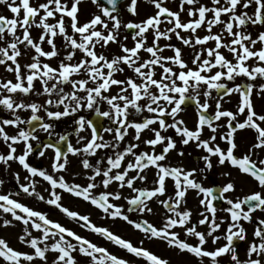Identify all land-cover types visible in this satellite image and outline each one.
<instances>
[{
  "label": "snow or ice",
  "instance_id": "6c2138e0",
  "mask_svg": "<svg viewBox=\"0 0 264 264\" xmlns=\"http://www.w3.org/2000/svg\"><path fill=\"white\" fill-rule=\"evenodd\" d=\"M149 2L153 14L125 21L120 0H92L98 14L81 23V0H0L12 14H0V66L14 76L0 78V108L11 114V118L0 119V142L7 149L0 152V164L10 167V162H18L28 173L27 183H19L23 193L54 206L147 264L173 262L143 247V240L137 246L108 227L98 226L89 215L65 206L63 194L89 202L105 218L122 219L146 239L160 240L178 256L195 258L196 264H221L222 257L229 258L227 264H264V218L254 221L257 210L264 212V158L260 155L264 152V112H258L253 103L254 92L264 97V31L259 30L264 28V0H210V4L180 0L179 10L168 7L167 0ZM126 10L138 16V0H129ZM217 27L220 30L214 32ZM250 28L257 29L255 36ZM34 29L39 30L36 37ZM201 29L206 34L200 35ZM122 30L130 34L132 46L125 43L129 36L122 35ZM113 45L119 53L111 50ZM184 47L192 50L191 64L184 58ZM21 58L29 62L22 63ZM238 78L244 82L237 83ZM258 79L262 82L257 85ZM233 94L239 97L235 111L223 107L225 98ZM192 102L196 119L190 128L181 113ZM102 104L106 110H101ZM22 112L29 113L27 119ZM82 112L106 118L109 124L104 126ZM70 116L75 117L73 131L57 133L54 122ZM245 129L254 131L255 142L241 155L236 133ZM38 132L46 133L49 142L40 141ZM104 133L111 139L106 140ZM72 135L79 146L71 143ZM32 141L41 149H35ZM61 142H66V150ZM20 144L23 150L18 154ZM190 144L204 153L203 168L167 162L172 152L183 157L184 147ZM48 150L53 153L50 171L29 163L34 151L43 157ZM100 152L104 154L98 156ZM69 154L80 157L86 183L70 182L63 174ZM214 157L216 166L237 168L262 191L232 199L226 195L236 190L231 181L218 191L216 185L205 187L196 174L211 171ZM37 177L49 186L47 198L37 190ZM15 179L20 181L19 172ZM98 188L102 190L97 193ZM190 190L199 198L195 222L187 206ZM121 199L127 202L126 210L115 203ZM218 200L228 205L221 209L227 215L220 218ZM154 202L163 210L159 224L144 218L156 214ZM0 212V226L23 225L18 240L31 249L19 250L0 237L3 264H34L37 260L41 264H81V258H86V264H130L47 212L22 203L11 191L0 193ZM132 213L136 218H130ZM243 222L254 223V230L241 259L237 242L248 239ZM202 226L206 231L199 230ZM221 240L225 241L222 245ZM209 241L212 248L207 247Z\"/></svg>",
  "mask_w": 264,
  "mask_h": 264
},
{
  "label": "rangeland",
  "instance_id": "374dc122",
  "mask_svg": "<svg viewBox=\"0 0 264 264\" xmlns=\"http://www.w3.org/2000/svg\"><path fill=\"white\" fill-rule=\"evenodd\" d=\"M34 2H37V0H34ZM39 2H43V0H39ZM144 1L143 0H138V11L139 15L138 16H131V17H124L123 19L125 21L128 20H135L139 21L148 14H145V8H144ZM80 10L82 11V18L83 22H86L89 20L94 14H98V8L95 4L92 3V1H82L80 4ZM122 35H128L129 39L125 41L129 46H132V41H131V36L127 34V32H124L122 30ZM173 42L177 44V41L175 37H173ZM58 41V47L61 48V51L63 52V44L60 40V38H57ZM149 42H151V37H149ZM161 43H166V41H161ZM44 47L47 49V45L45 44ZM113 51L116 53H119V48L116 45L112 46ZM226 51V50H225ZM169 53H171L169 51ZM167 51L165 52L166 55H170ZM146 55V54H143ZM226 56L231 57L229 53L226 51ZM191 57V55H190ZM232 58V57H231ZM21 62L25 63L27 62L25 59L21 58ZM52 63L55 65L56 61L53 60ZM0 78H5V79H14V76L11 73L6 72L5 68L3 66H0ZM117 78H123L122 76L118 75ZM37 87H39V84H37ZM115 92V89H113V93ZM237 95L233 94L231 96V102H232V107L236 108L237 102L239 99L236 97ZM32 99H37V97L33 96ZM107 105L102 104L101 105V110H106ZM80 114L86 115L87 117H91L93 113L91 112H82ZM43 115V113H41ZM21 116L25 119L28 118L29 113L27 112H22ZM2 118H11V114L8 113L7 111H4L2 108H0V119ZM65 122L73 124L72 117H65L62 118L60 121H55V131L57 133L64 134L66 130L68 129V125H65ZM9 133H14V129L8 128L7 129ZM84 135H88V133H83ZM38 136L40 138V141L44 137H48L46 133L44 132H39ZM57 138V137H54ZM33 145L39 144L37 141H32ZM18 149V154L22 152L23 150V144L17 145ZM7 149L3 145L2 142H0V152H6ZM159 151V148L157 149ZM53 153L51 150H48L45 154V156L40 157L38 154L32 153L29 157V163L32 164L35 167L38 168H44L48 169L49 171L51 170V164H52V157ZM69 159V166L67 171L73 170V171H84L81 168V165H79L75 159L73 158H68ZM130 159V157H129ZM19 172L20 174V181L17 182L15 179V173ZM28 173L23 167L15 161L10 162V167L0 164V179L4 180V184L0 185V193H7L9 191L13 192L14 198L20 200L22 203L27 204L28 206H31L35 209L42 210L48 213L49 217L61 222L63 225L67 227H73L74 226V221L70 220L67 216H65L59 209L55 208L54 206H50L45 204L43 201H39L35 197H30L27 194L23 193L21 189H19V183H27V181L24 179L25 176H27ZM154 173L152 172V179H153ZM37 190L41 192L45 197L47 198L48 195V184L47 182L43 181L41 178L37 177ZM114 187V186H113ZM102 189H97V193L101 191ZM19 192V196H15V193ZM247 192V191H246ZM63 203L66 202V199L63 197ZM65 206H67L65 204ZM153 207L156 211V214L153 216L152 219H150L152 222H157L159 224V220L161 218L163 210L159 207L157 203H153ZM86 214L90 216L91 220L97 224L98 226H105L108 227L111 231H113L116 234L121 235L125 239L131 240L135 245L139 246V242L141 240L144 241L143 247L147 248L148 250L154 252L157 255H160L162 257H167L169 258L173 264H185V262H188V264L192 263L191 258L185 257H180L177 255L176 252L173 250L169 249L164 242L160 240H148L146 239L141 232L138 230L134 229L131 225L127 224L124 222L122 219H111V218H105L104 214L98 211V209L91 205L89 202H87V208H86ZM0 215H3L2 212H0ZM11 219V217H8ZM22 228L23 225L20 222H14V226L11 227H2L0 226V237L5 238L8 240L9 244L17 248L19 250L23 251H31V249H28L25 247L23 244H21L18 240V236L22 234ZM78 230L81 228L79 226H76ZM82 231L80 232L83 234V236L87 237L88 239L92 240L93 242L97 243L98 245L107 247L109 251L113 252L114 254H117L118 256H121L123 258H126L130 261V264H147V262L142 259V258H137L133 256L132 254L128 253L126 250H123L115 245H113L111 242L106 241L103 237L91 232L90 230L87 229H81ZM34 235H37V233L34 232ZM53 254H49V259L51 260ZM0 264H3V261H0ZM34 264H41L39 260L35 261ZM81 264H86V258H81Z\"/></svg>",
  "mask_w": 264,
  "mask_h": 264
},
{
  "label": "flooded vegetation",
  "instance_id": "af4514ba",
  "mask_svg": "<svg viewBox=\"0 0 264 264\" xmlns=\"http://www.w3.org/2000/svg\"><path fill=\"white\" fill-rule=\"evenodd\" d=\"M82 1H88V0H81V2ZM90 1H92V0H90ZM143 1L145 3V5H144L145 14H148V15L153 14L154 8L151 5V3L149 2V0H143ZM201 2L206 3V4H210V0H201ZM128 3H129V0H125V1H122L119 5V8L122 9L123 18L124 17H128V18L131 17V15L126 10V6ZM179 3H180V0H167V6L170 7L172 10H179V8H178ZM81 13H82V11L80 10L79 19H80V22L83 23V18H82L83 16ZM0 14L8 15L9 17L12 15L4 5H0ZM182 19L187 20L186 14L182 13ZM219 30H220L219 27L213 29L214 32H217ZM249 30L252 31L253 36H255L257 29L256 28H250ZM259 30L264 31V28H259ZM198 32L200 35L206 34L203 29L198 30ZM38 34H39V30L34 29L32 31L33 37L38 36ZM182 35H185V33H182ZM177 46H181L179 41H177ZM209 46H211V42H210ZM256 47L259 48L260 45H257ZM183 51H184V58L186 60H188L189 64H191L190 55L192 53V50L187 48V47H184ZM167 52L169 53V51H167ZM169 54L171 55V53H169ZM29 55H31V53H29ZM225 55H226V51H225ZM228 58L231 59V57H228ZM24 59L27 62H29L27 60V58H23V60ZM243 82H244V78H238L237 83H243ZM261 82L262 81H260L259 79L256 81L257 85ZM213 95L215 96V92H213ZM236 97H237V99H239L238 95ZM230 98L231 97L225 98L223 107L235 111L236 108L232 107V102H231ZM253 103H254V106L258 112H264V97L259 96L254 92ZM92 115H94V114H92ZM181 116L185 119L186 123L188 124V126L190 128L194 127V123H195V119H196L194 102L190 103L185 108V111L181 113ZM240 119H243V117H241ZM95 121L98 123H102L104 126H107L109 124V121H107L106 118L97 117V118H95ZM65 125L70 126V127H68V129L66 130L65 133H70L73 131V127H74L73 124H70V123L67 124V122H65ZM82 135H84V134L82 133ZM145 135H146V137H150L151 133H146ZM207 135H208V132H207V130H205V136H207ZM104 136H105L106 140L111 139V136L108 133H104ZM52 138L55 140L57 139L54 137H52ZM69 139L74 146H79V145H77V137L75 135L70 136ZM128 139H130V137L126 138V140H128ZM236 140H237V143L239 146L238 147V153L242 155L243 153L247 152L250 145L255 142V133L251 129L239 130L236 133ZM223 146L224 145L222 144V147ZM144 147L145 146L143 144H141V150H143ZM179 147H180V145L178 144V148ZM184 151H185V155L183 157L177 156L176 152L170 153L167 162L171 163L173 165L178 164V163H182V165L185 168H189V169L190 168H197V169L203 168L201 156L204 153L202 152V150L197 149L194 144H190L189 146L184 147ZM103 154H104L103 152H100V153H98V156H102ZM109 154H111V153H109ZM260 155L262 158H264V152H261ZM70 157L75 159L76 162L80 165V157L73 156V155L69 154L68 158H70ZM253 158L255 159L256 157L254 156ZM93 162H95V161H93ZM213 165H214V167L211 171H208L206 173H201L198 171L196 174L197 180L201 181L205 187H210V186L216 185L217 191H218L219 186L224 185V184L228 183L229 181H231L236 185V190L234 192L227 193L226 195L232 199H235L237 197L242 198L243 196L251 194L254 191H262V189H260V187L258 186V183L252 177L241 173L237 168H233V167L228 166V165H225L224 167L216 166V158L215 157L213 158ZM221 173H231V175H221ZM63 174L65 175L66 179L70 182L74 181V182L82 183V184L86 183L84 171H78L77 172V171L70 170V171H67L66 173H63ZM148 175H149V180H152V171H150ZM204 175H207V179H204ZM149 186H151V185H149ZM114 187H116V186L114 185ZM127 194H128L127 190H125V195H127ZM63 197H64V199H66V202H64V204H66L67 207H69L72 210L79 211L81 214H86L87 201H84L80 198L71 196L70 194H67V193H64ZM115 203H118L120 205H124L125 210L127 209V202L124 199H121L119 201H115ZM215 203H216V206L218 208V212H217L218 218L226 216L227 213L221 211V209L226 208L228 206L226 204V201L218 200ZM187 206L193 210V222H195V220L199 218L198 212L200 210L199 209V198H198L197 192L195 190H190L188 192V194H187ZM98 211L101 213V211L99 209H98ZM129 215H130V218H136L135 213H132ZM153 216L154 215H146L144 218H146L150 222H152L150 219H152ZM260 218H264V212L257 210L254 213V221L258 220ZM74 222H75L74 226L70 227V228L72 230L76 231L77 233H79L80 235H83L80 233L82 231L81 229H83V227L80 224H78L76 221H74ZM155 223H157V222H155ZM243 223H244L245 228L248 231V239L246 241L237 242V250L239 252L241 259L245 258V252H246V249L248 247V243L252 240V232L254 230V223H248V222H243ZM76 226H79L81 229L78 230V228H76ZM225 227H226V225H225ZM199 230L206 231V226H202ZM221 231H223V228L221 229ZM190 242H191V240H190ZM223 243H225L224 240H221L219 242L220 245H222ZM207 247H209V248L213 247V245L211 244V241H209ZM187 258H191L193 260L191 264H196L195 258L188 257V256H187ZM220 259H221V264H227V260L229 258L228 257H222ZM185 264H186V262H185ZM187 264H188V262H187ZM205 264H208V262L206 261Z\"/></svg>",
  "mask_w": 264,
  "mask_h": 264
},
{
  "label": "water",
  "instance_id": "95a60500",
  "mask_svg": "<svg viewBox=\"0 0 264 264\" xmlns=\"http://www.w3.org/2000/svg\"><path fill=\"white\" fill-rule=\"evenodd\" d=\"M103 1V0H102ZM44 142L47 143L49 142V138H46L44 139ZM62 148H64V150H66V142H61V145H60ZM35 149H38L40 150L41 149V145H38L35 147Z\"/></svg>",
  "mask_w": 264,
  "mask_h": 264
}]
</instances>
